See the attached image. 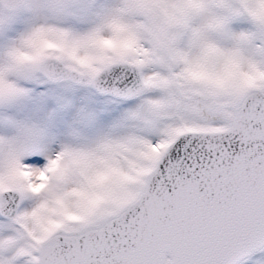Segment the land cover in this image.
Here are the masks:
<instances>
[{
    "label": "snow or ice",
    "instance_id": "1",
    "mask_svg": "<svg viewBox=\"0 0 264 264\" xmlns=\"http://www.w3.org/2000/svg\"><path fill=\"white\" fill-rule=\"evenodd\" d=\"M0 264H264V0H0Z\"/></svg>",
    "mask_w": 264,
    "mask_h": 264
}]
</instances>
